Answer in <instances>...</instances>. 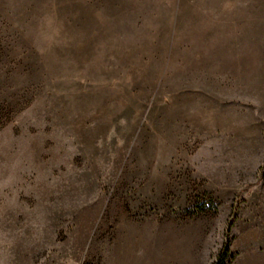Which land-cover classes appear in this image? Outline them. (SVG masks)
<instances>
[{"label": "rangeland", "instance_id": "374dc122", "mask_svg": "<svg viewBox=\"0 0 264 264\" xmlns=\"http://www.w3.org/2000/svg\"><path fill=\"white\" fill-rule=\"evenodd\" d=\"M226 239L264 264V0H0V264Z\"/></svg>", "mask_w": 264, "mask_h": 264}, {"label": "trees", "instance_id": "16d2710c", "mask_svg": "<svg viewBox=\"0 0 264 264\" xmlns=\"http://www.w3.org/2000/svg\"><path fill=\"white\" fill-rule=\"evenodd\" d=\"M233 224H234V220H232L229 223L228 232L232 228ZM227 236H229V235L226 234V238H227ZM229 256H230V242L226 239L221 251L219 252L215 261L212 264H226Z\"/></svg>", "mask_w": 264, "mask_h": 264}]
</instances>
